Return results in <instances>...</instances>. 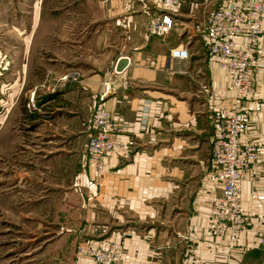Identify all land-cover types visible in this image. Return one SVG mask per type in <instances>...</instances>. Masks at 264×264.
Masks as SVG:
<instances>
[{
    "label": "crops",
    "instance_id": "obj_1",
    "mask_svg": "<svg viewBox=\"0 0 264 264\" xmlns=\"http://www.w3.org/2000/svg\"><path fill=\"white\" fill-rule=\"evenodd\" d=\"M145 1L84 0L95 11L100 5L104 14L91 16L95 26L89 32L59 34L56 49L50 47L55 38L48 30L37 34L33 45L32 36L25 38L20 70L31 72L34 87V71L41 70L48 87L44 96L37 97L40 111L28 115L29 171L21 177L16 173L11 186L25 194L38 189L40 200L49 199L51 193L73 194L82 214L74 222L77 240L97 246L114 241L125 257L122 264H187L193 254L207 264H220L227 255L226 246L208 231L205 205L220 196L210 165L213 134L208 116L218 107H231L236 97L225 74L209 63L206 45L195 30L204 18L195 11L219 7L225 0H182L173 29L163 37L145 32ZM79 3L84 5L75 0L72 6ZM58 19L69 24L64 28L72 29L71 23L83 22L85 16L63 14ZM99 20L107 23L101 32ZM137 22L144 27L137 37L133 33L134 38L127 37L123 24ZM262 28L256 92L242 104L248 126L242 140L258 148L257 160L241 184L251 226L243 230L231 264H264V9ZM118 29L124 31L118 33ZM119 43L121 47L116 46ZM179 50L187 52L186 59L172 54ZM121 57L129 65L112 76L116 90L104 104L122 125L121 142L107 155L100 177L81 157L86 146L81 121L95 107L104 75ZM4 69L0 64V70ZM141 106L149 111L145 132L137 124ZM12 110L0 115V127ZM83 110L88 111L84 117ZM66 165L74 167V174L67 178L69 185L63 177ZM58 171L62 176L55 178Z\"/></svg>",
    "mask_w": 264,
    "mask_h": 264
},
{
    "label": "built area",
    "instance_id": "obj_2",
    "mask_svg": "<svg viewBox=\"0 0 264 264\" xmlns=\"http://www.w3.org/2000/svg\"><path fill=\"white\" fill-rule=\"evenodd\" d=\"M181 4L182 0H146L142 11L148 17V33L159 37L168 35L175 25ZM263 9L264 0L251 3L225 0L207 12L201 25L195 29L198 38L206 45L209 63L225 74L236 97L231 107H218L208 116L213 134L210 165L220 196L208 200L205 205L208 231L224 240L226 246L227 255L220 264H231L232 253L239 246L243 230L251 226L242 204L241 184L257 160L258 148L242 140L248 130L242 104L256 92ZM173 53H179L182 59L187 58L185 50ZM117 74L115 69L105 74L96 94L95 107L81 122L87 140L83 161L100 177L104 173L107 155L114 151L121 136V123L104 106L107 97L116 90L112 76ZM8 110L5 109L6 112ZM26 110L29 114L40 111L34 103V91ZM148 118V109L141 106L137 120L141 132L146 131ZM261 242L264 244V238ZM75 257L74 264H122L125 260L120 246L112 240L99 246L87 241L79 242ZM187 264L207 263L193 254Z\"/></svg>",
    "mask_w": 264,
    "mask_h": 264
},
{
    "label": "rangeland",
    "instance_id": "obj_3",
    "mask_svg": "<svg viewBox=\"0 0 264 264\" xmlns=\"http://www.w3.org/2000/svg\"><path fill=\"white\" fill-rule=\"evenodd\" d=\"M74 1L0 0V64L6 67L3 71L0 70V115L8 114L13 109L5 125L0 127V264H73L79 242L74 233V222L82 215L77 206L79 204L77 198L70 193L65 196L51 193L49 199L40 200V190L31 188L30 194H25L22 190L17 193V188H13L11 183L15 181L16 173L20 177L25 176L26 170L29 171L26 160L32 158L25 149L28 142L27 126H31V114L27 112L26 104L31 92L34 91V103L38 106L37 99L45 95L48 87L41 70L34 71L36 87L30 81L31 72L24 68L20 70L25 62L24 56L21 57V53L24 55L26 51L24 48L27 47L25 38L32 36L33 45L37 34L48 30L55 38V44H51L50 47L56 49L58 47L56 38L59 34L70 30L83 32L92 30L95 23H91L89 19L97 14L103 15L104 8L99 5L95 11L90 3L85 5L84 0H82L84 5L79 3L80 7L77 4L72 6ZM98 1L103 3L105 0ZM215 8L199 7L195 13L198 14L197 17L203 19L207 12ZM63 14L85 16V19L83 22L71 23L72 29H68L64 26L69 27V24H64L63 19H58ZM105 23L99 20L97 24L99 32L106 26ZM123 26H126V36L131 38L137 37L141 27H144L140 22L124 23ZM147 29L148 22L146 33ZM121 31L124 29H118V33ZM127 42L124 43L125 47L132 51V45ZM116 46L121 47L120 43ZM41 62L39 61V64ZM101 68H104V64ZM106 72L103 71V74ZM15 82H19V88L16 86L14 89L12 85ZM6 108H9V111L6 112ZM87 112L81 111L82 116L84 117ZM85 147L82 148L81 157L84 156ZM59 173L60 171L55 172V178ZM71 174H74V167L64 168L63 177L66 179V185H69L67 178ZM59 175L62 176V173Z\"/></svg>",
    "mask_w": 264,
    "mask_h": 264
},
{
    "label": "water",
    "instance_id": "obj_4",
    "mask_svg": "<svg viewBox=\"0 0 264 264\" xmlns=\"http://www.w3.org/2000/svg\"><path fill=\"white\" fill-rule=\"evenodd\" d=\"M129 65V60L127 58L121 57L117 60L115 64V72L122 73Z\"/></svg>",
    "mask_w": 264,
    "mask_h": 264
},
{
    "label": "bare ground",
    "instance_id": "obj_5",
    "mask_svg": "<svg viewBox=\"0 0 264 264\" xmlns=\"http://www.w3.org/2000/svg\"><path fill=\"white\" fill-rule=\"evenodd\" d=\"M107 98H108V97H107ZM119 144H120V140H119L118 145L114 148V150L117 149V148L119 147Z\"/></svg>",
    "mask_w": 264,
    "mask_h": 264
}]
</instances>
